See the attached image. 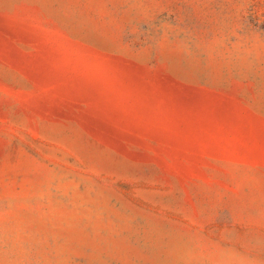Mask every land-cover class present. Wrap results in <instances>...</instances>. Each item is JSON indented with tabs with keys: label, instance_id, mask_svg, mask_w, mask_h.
<instances>
[{
	"label": "rangeland",
	"instance_id": "1",
	"mask_svg": "<svg viewBox=\"0 0 264 264\" xmlns=\"http://www.w3.org/2000/svg\"><path fill=\"white\" fill-rule=\"evenodd\" d=\"M0 264H264V0H0Z\"/></svg>",
	"mask_w": 264,
	"mask_h": 264
},
{
	"label": "bare ground",
	"instance_id": "2",
	"mask_svg": "<svg viewBox=\"0 0 264 264\" xmlns=\"http://www.w3.org/2000/svg\"><path fill=\"white\" fill-rule=\"evenodd\" d=\"M88 112V111H87ZM92 114V113H91ZM95 115H97V113L95 114ZM91 116V115H90ZM94 116V115H93ZM99 116V115H98ZM96 117V116H95ZM91 118V117H90ZM101 118V117H100ZM97 120V119H96ZM102 121H100V123H101Z\"/></svg>",
	"mask_w": 264,
	"mask_h": 264
}]
</instances>
